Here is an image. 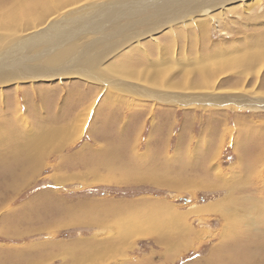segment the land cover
<instances>
[{"label": "rangeland", "instance_id": "374dc122", "mask_svg": "<svg viewBox=\"0 0 264 264\" xmlns=\"http://www.w3.org/2000/svg\"><path fill=\"white\" fill-rule=\"evenodd\" d=\"M13 1L0 0L6 22L20 17L0 60L12 45L15 59L48 45L44 29L72 59L42 66L54 79L1 84L0 264H264V109L239 106L264 98V61L245 73L228 63L246 35H264V0L159 24L173 0H114L103 20L95 10L112 0L73 3L60 14L78 18V35L63 14L25 28L34 0L10 15ZM4 66L0 77L17 68ZM44 123L68 127L45 151L24 150Z\"/></svg>", "mask_w": 264, "mask_h": 264}, {"label": "bare ground", "instance_id": "6f19581e", "mask_svg": "<svg viewBox=\"0 0 264 264\" xmlns=\"http://www.w3.org/2000/svg\"><path fill=\"white\" fill-rule=\"evenodd\" d=\"M98 1H100V0H42V2L40 3V0H34V2H32V4H33L34 9H36V10L27 11L26 14L28 16H34L35 19H34V21H32V23H29L28 22V18L25 17V24L23 26L25 28H28L30 26H31L30 28H33L36 25L41 24V23H42L41 25H43L46 22V20H48L49 16H51L54 13L59 16L61 10L66 9V7L71 6V4H73V3H80L81 2L82 5H84V4L89 5V4H93L95 2H98ZM220 1H224V0H220ZM19 2L23 3V1H20V0H14L13 1V3H12L13 7L11 9H9L10 10V15H13L14 11L16 10V8L19 5L18 4ZM113 2H114V0H112L110 2L108 1L105 4L100 5L98 10H95L97 13L101 14V16H102L101 20H103L104 19L103 17L106 16V14H102V13H106L108 10H113L112 6L114 4H117V3H113ZM216 3H218V0H173L172 4H169L168 6H161L160 9L162 10V12L157 14L155 19H153L151 22H153L155 24H159V23H162V22H165V21H169V20H172V19L175 20V19H177L179 17L185 16L188 13H193L194 11H195L194 13L196 14L197 10L200 9V8H202L203 11H204L200 15H204L206 17V19L209 20L210 17H211L209 11L211 9L207 8V7H212V5L216 4ZM164 4H165V2L162 5H164ZM182 4L185 5L184 9L180 8V5H182ZM174 8H176L177 10H175ZM69 11L66 10V11H64L61 14L67 16L68 18H71L70 17L71 15L69 14L70 13ZM84 11H85V9H84ZM89 11H93V9H90ZM89 11H87V12H89ZM95 11H93V12H95ZM81 14L83 15V11H81ZM205 17L203 19L199 18V20L197 21L194 29H197V30L199 29L201 31H204L206 29V22H208V21H206ZM19 18H13V19L9 18V20L6 22L4 17H2V14H0V32H1L0 33V48L5 43L10 41V39H11L7 34H3L2 31L6 30V29L13 28L14 26H16L18 24V19ZM53 19H54L52 21L53 24L54 23L55 24H64V23H68L70 21V20L66 21L65 18L62 17V15L59 18H55L54 17ZM58 19H61V20H58ZM89 19L91 20L92 25H93L92 29H96V24L93 21V19H95V18L91 15V16H89ZM188 19L191 20L190 18H187V21H188ZM49 21H50V19H49ZM82 23H84V21ZM71 24H72V29L71 30H73V32H75L77 35L80 34V33H84L82 31V25H79V23H78V18H75V19L71 18ZM8 26H10V28ZM19 27L21 28L20 25H19ZM43 31L45 33L44 35L46 37H48V39H49L48 45H45L44 47L30 48L29 49L30 51L32 49V53L31 54L25 52V53H23L20 56L19 59H15V56L19 53V51H16L13 48V47H15V45L10 46V48H12V50H11L12 52L9 55H4L3 56V58L0 60V67L4 66L6 64V61L10 60V61L14 62V64L17 66V68L14 69L12 73H8L9 71L5 69L7 67L4 66L3 69H5L8 72H3L4 73L3 76L0 77V87H1V84L7 83V82L19 83L21 81L20 79H38V78H41V77L48 78V80H50L52 78L54 79V77L51 74H49V73L43 72V74H42V72H41L42 71V66L43 65H47V66H49V68L52 71H55V69H56L54 67L55 64H60V62H62L66 58L72 59V56L70 55V52H68L69 49H65L64 47L63 48L61 47L60 49H58L57 51L55 50V52H54V49L56 47H59L57 45L58 37L56 36L55 33L54 34L46 33L47 29H44ZM62 31L64 33H61L59 31H57V32H59V34L60 33L62 34L60 36H63V35L66 34L65 28H62ZM87 34H90V32L87 33ZM263 34H264V32H263ZM84 36H87V35H84ZM244 38H246V43H245L246 47L244 45L243 46L236 45V47L233 50V53H234L233 57L230 59V61L228 63L230 65L233 64V65H236V66H240L241 68H243L242 71L245 73L246 71L250 70L252 67L254 68V66H256V64L259 65L260 62L264 61V35L263 36L262 35L259 36L258 34H248ZM42 39H45V38H40V40H42ZM244 48H245V52H243ZM21 49H23V48L21 47ZM220 56H222V54ZM91 61H93L92 57L88 60V63H90ZM30 62H34L35 64L31 65ZM173 63H175V62H173ZM162 64H163V62H162ZM184 65L185 64H183V66L181 67L183 72H185L184 69H186L184 67ZM148 67H149V69H151V71L160 68V67L156 68V66H154V67L148 66ZM11 69H13V65H11ZM112 72H114V71H112ZM117 72L120 73L121 75L129 76L130 78H134L133 76H131L132 74L121 73L122 70H120V72L119 71H117ZM214 74H215V71L213 70V72L207 74V76L208 77H213ZM62 75H63V72H62ZM203 78H204V75H203ZM18 80H20V81H18ZM38 80H23V82L27 83V82H31L32 81L33 83H36L35 81H38ZM14 86H17V84H14ZM186 88L194 89V87H186ZM43 95H44V93H43ZM6 104H7V102H6ZM3 105L1 107H3ZM91 108H92V106H91ZM48 124H51V123H48ZM45 125H47V124L44 123L41 126V128H39V130L37 132L31 133L29 138L26 137V136H23L24 144H23L22 148L23 149L25 148L24 150H29V151L35 150V151H38L42 147H43V150L48 148V147H50L53 142H55V141L57 142V139L60 138L59 134L61 132H63L66 127H68V124H65V125L57 124L55 126H53V125L45 126ZM57 136H59V137H57ZM53 139H55V141H52ZM59 142L60 141L58 140V143H56V144L61 145V143H59ZM209 169H210V171H212L215 174L216 178L219 179V177L221 175L218 172V170H215L213 168V166H211V165H210ZM134 231L138 232V231H140V229H135L134 228Z\"/></svg>", "mask_w": 264, "mask_h": 264}, {"label": "water", "instance_id": "95a60500", "mask_svg": "<svg viewBox=\"0 0 264 264\" xmlns=\"http://www.w3.org/2000/svg\"><path fill=\"white\" fill-rule=\"evenodd\" d=\"M232 96H227V97H232ZM241 99H242V101L239 103V106H241V107L264 109V98L263 97H257V96L246 97V96H244ZM213 100H214L213 98H205L204 103H205V105L214 106V105H216V103H218L220 101H225V100H218V99H215L214 101ZM227 100L229 102L234 101L233 99L231 100V99L226 98L225 103H228Z\"/></svg>", "mask_w": 264, "mask_h": 264}, {"label": "crops", "instance_id": "0c3cea01", "mask_svg": "<svg viewBox=\"0 0 264 264\" xmlns=\"http://www.w3.org/2000/svg\"><path fill=\"white\" fill-rule=\"evenodd\" d=\"M257 141V140H256Z\"/></svg>", "mask_w": 264, "mask_h": 264}]
</instances>
